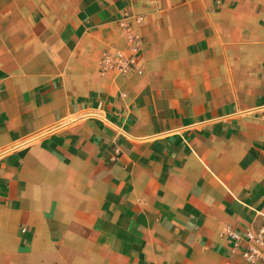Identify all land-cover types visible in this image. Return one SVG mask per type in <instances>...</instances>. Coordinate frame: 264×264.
Returning <instances> with one entry per match:
<instances>
[{
  "label": "crops",
  "instance_id": "0c3cea01",
  "mask_svg": "<svg viewBox=\"0 0 264 264\" xmlns=\"http://www.w3.org/2000/svg\"><path fill=\"white\" fill-rule=\"evenodd\" d=\"M262 231L264 0H0V264H264Z\"/></svg>",
  "mask_w": 264,
  "mask_h": 264
},
{
  "label": "built area",
  "instance_id": "2783aa9c",
  "mask_svg": "<svg viewBox=\"0 0 264 264\" xmlns=\"http://www.w3.org/2000/svg\"><path fill=\"white\" fill-rule=\"evenodd\" d=\"M125 34L129 37L131 41L130 48L132 49V54L128 58L122 57L121 53H117V60H114V56L110 53H104L102 57V65L104 68H114L120 73H128L134 68L136 64L135 55L138 52L141 45V37L136 34L130 25H125ZM236 236V235H235ZM246 238L250 242H254L256 246L249 248L245 253L246 256L252 261L255 262L259 257L258 245L264 244V231L260 233L248 232Z\"/></svg>",
  "mask_w": 264,
  "mask_h": 264
}]
</instances>
